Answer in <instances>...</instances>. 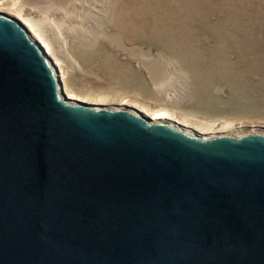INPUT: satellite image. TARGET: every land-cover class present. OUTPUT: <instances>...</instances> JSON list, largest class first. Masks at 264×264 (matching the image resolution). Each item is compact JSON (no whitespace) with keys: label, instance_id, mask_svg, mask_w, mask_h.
<instances>
[{"label":"water","instance_id":"1","mask_svg":"<svg viewBox=\"0 0 264 264\" xmlns=\"http://www.w3.org/2000/svg\"><path fill=\"white\" fill-rule=\"evenodd\" d=\"M69 103L0 11V264H264V134Z\"/></svg>","mask_w":264,"mask_h":264},{"label":"rangeland","instance_id":"2","mask_svg":"<svg viewBox=\"0 0 264 264\" xmlns=\"http://www.w3.org/2000/svg\"><path fill=\"white\" fill-rule=\"evenodd\" d=\"M96 2L88 35L71 40L78 66H63L70 88L109 101L132 94L216 129L232 123V135L264 134V0ZM23 10L47 17L30 3ZM154 67L170 76L162 85Z\"/></svg>","mask_w":264,"mask_h":264},{"label":"bare ground","instance_id":"3","mask_svg":"<svg viewBox=\"0 0 264 264\" xmlns=\"http://www.w3.org/2000/svg\"><path fill=\"white\" fill-rule=\"evenodd\" d=\"M96 1L99 0H0V11L16 17L35 37L43 51L55 64L64 94L70 100L69 104L98 109L126 110V107H131L143 112L151 120V124L166 123L174 127L176 125L173 122H175L184 126L186 133L192 134L186 128L190 127L203 139L230 135L228 131L232 128V123H222L216 129V125L211 121H195L179 117L164 105L152 107L132 94L122 95L118 101H109L105 95L90 97L70 88L66 84L63 66L65 64L73 68L78 66L69 51L71 40L74 36L88 35L89 32L84 28V23L101 12L100 2ZM24 3H30L39 8L42 13H46L47 17L43 14L39 18L27 15L23 10ZM151 74L158 85H162L170 77L160 67L152 68Z\"/></svg>","mask_w":264,"mask_h":264}]
</instances>
